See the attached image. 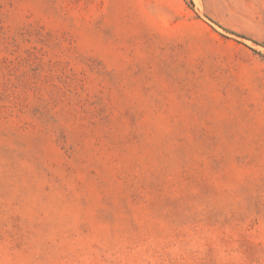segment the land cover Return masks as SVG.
I'll use <instances>...</instances> for the list:
<instances>
[{"label":"rangeland","instance_id":"rangeland-1","mask_svg":"<svg viewBox=\"0 0 264 264\" xmlns=\"http://www.w3.org/2000/svg\"><path fill=\"white\" fill-rule=\"evenodd\" d=\"M0 264H264V0H0Z\"/></svg>","mask_w":264,"mask_h":264}]
</instances>
